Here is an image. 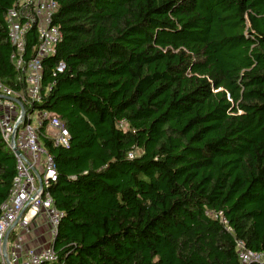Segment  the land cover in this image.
<instances>
[{
  "label": "trees",
  "instance_id": "1",
  "mask_svg": "<svg viewBox=\"0 0 264 264\" xmlns=\"http://www.w3.org/2000/svg\"><path fill=\"white\" fill-rule=\"evenodd\" d=\"M17 1L0 0V82L24 93ZM54 1L61 40L32 108L69 144L39 130L63 213L43 264H241L237 241L264 254V0ZM35 46L31 30L25 59ZM14 174L0 135V206Z\"/></svg>",
  "mask_w": 264,
  "mask_h": 264
},
{
  "label": "built area",
  "instance_id": "2",
  "mask_svg": "<svg viewBox=\"0 0 264 264\" xmlns=\"http://www.w3.org/2000/svg\"><path fill=\"white\" fill-rule=\"evenodd\" d=\"M57 10L54 0H18L5 16L12 47L10 62L23 76L25 91L16 93L0 82V135L15 158L9 195L0 206V264L56 261L52 245L63 213L55 207L49 191L57 180L55 161L38 136L44 125L51 130V134L45 132L46 137L54 146L64 148L68 147L69 136L54 114L32 107L41 101L42 60L55 54L61 40V32L53 23ZM31 30L36 36V46L34 53L25 59L26 36ZM63 70L64 64L58 63L55 72ZM210 215L221 224L227 223L222 213ZM40 218L47 223L49 245L40 249L25 248L24 238L30 233L32 223ZM236 249L241 264H264V254L246 250L240 241L236 242Z\"/></svg>",
  "mask_w": 264,
  "mask_h": 264
},
{
  "label": "crops",
  "instance_id": "3",
  "mask_svg": "<svg viewBox=\"0 0 264 264\" xmlns=\"http://www.w3.org/2000/svg\"><path fill=\"white\" fill-rule=\"evenodd\" d=\"M47 134H51V130L45 128ZM48 226L45 219H37L36 223H32L31 231L24 238L25 248L40 249L45 246L48 241ZM50 242V240H49Z\"/></svg>",
  "mask_w": 264,
  "mask_h": 264
},
{
  "label": "rangeland",
  "instance_id": "4",
  "mask_svg": "<svg viewBox=\"0 0 264 264\" xmlns=\"http://www.w3.org/2000/svg\"><path fill=\"white\" fill-rule=\"evenodd\" d=\"M35 119V116L33 115L32 116V121ZM47 245H49V239H48V241L46 242V244H45V246H47Z\"/></svg>",
  "mask_w": 264,
  "mask_h": 264
},
{
  "label": "water",
  "instance_id": "5",
  "mask_svg": "<svg viewBox=\"0 0 264 264\" xmlns=\"http://www.w3.org/2000/svg\"><path fill=\"white\" fill-rule=\"evenodd\" d=\"M21 109H23V108L21 107ZM16 154H19V152L16 151Z\"/></svg>",
  "mask_w": 264,
  "mask_h": 264
}]
</instances>
